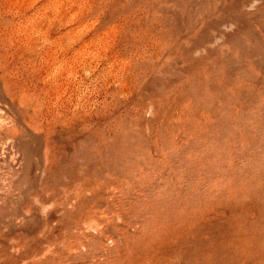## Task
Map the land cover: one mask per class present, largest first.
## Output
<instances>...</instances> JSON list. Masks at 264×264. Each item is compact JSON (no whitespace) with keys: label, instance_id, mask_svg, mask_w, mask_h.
Returning <instances> with one entry per match:
<instances>
[{"label":"rangeland","instance_id":"obj_1","mask_svg":"<svg viewBox=\"0 0 264 264\" xmlns=\"http://www.w3.org/2000/svg\"><path fill=\"white\" fill-rule=\"evenodd\" d=\"M210 222L264 264V0H0V264Z\"/></svg>","mask_w":264,"mask_h":264},{"label":"bare ground","instance_id":"obj_2","mask_svg":"<svg viewBox=\"0 0 264 264\" xmlns=\"http://www.w3.org/2000/svg\"><path fill=\"white\" fill-rule=\"evenodd\" d=\"M214 226L216 222L203 225L200 229L189 226L167 230L161 235V241L154 244L152 250L147 252L145 263L221 264L220 254L234 257L236 252L233 245H236L237 241L229 231L220 234L213 229ZM248 257L244 259L243 264H249ZM222 264H225V261Z\"/></svg>","mask_w":264,"mask_h":264}]
</instances>
